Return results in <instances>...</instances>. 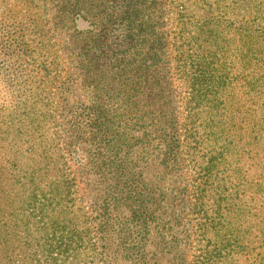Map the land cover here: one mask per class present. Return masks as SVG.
Masks as SVG:
<instances>
[{"label": "trees", "instance_id": "obj_1", "mask_svg": "<svg viewBox=\"0 0 264 264\" xmlns=\"http://www.w3.org/2000/svg\"><path fill=\"white\" fill-rule=\"evenodd\" d=\"M40 1L33 64L48 88L63 32L71 69L0 137V259L264 264V216L245 241L226 221L264 214V0ZM66 145L85 147L92 205Z\"/></svg>", "mask_w": 264, "mask_h": 264}, {"label": "rangeland", "instance_id": "obj_2", "mask_svg": "<svg viewBox=\"0 0 264 264\" xmlns=\"http://www.w3.org/2000/svg\"><path fill=\"white\" fill-rule=\"evenodd\" d=\"M34 17H36L37 24H43L44 12L40 0H0V137L6 133L12 135V132H10L12 124L17 125L19 112L21 122H28L29 118L25 103H30L29 96L32 89L37 91V105L40 108H44L46 104H49L46 90H49V88L56 89L58 85L59 76L57 73L59 74L61 71L66 73L71 69V65L66 62L68 60L67 52L62 48L66 41L62 32L50 38L55 42L54 47L56 49L55 57L52 56L53 60H49L51 62V76H54V78H52V83H48V88L44 87L45 72L41 67L37 66L38 64H33L32 61L33 57H37L40 60L43 57L41 56L42 50L39 42L42 36L38 34L33 38L31 35V28H33L32 18ZM87 26L86 21L78 19L72 23L67 32H71L69 31L71 29H85ZM32 38L37 40L32 42ZM37 114L39 115V113ZM54 114L57 122L60 111L55 109ZM30 115L32 117V114ZM61 135L64 136L66 134L61 133ZM64 148H66L68 165L76 180V197L85 206L92 205L96 190L90 166L85 161V147L81 145L76 147L66 145ZM70 150H74V152ZM242 197V195H239L233 202L239 204L240 201L245 200L252 206L256 205V201ZM248 210V207H246L245 212L235 209L226 218V221L230 220L231 222L228 225L230 232L234 231L236 233L239 230L244 233L242 241L253 239L252 224H254V220L264 216V214H259L256 209L251 213L250 211L247 212ZM4 216L0 214V218H4ZM0 260L2 261V263L0 261V264H6L4 259L2 260L1 258ZM239 262H241L239 264H249L248 262L250 261H245L241 257Z\"/></svg>", "mask_w": 264, "mask_h": 264}]
</instances>
